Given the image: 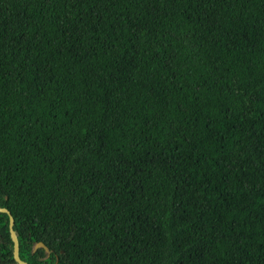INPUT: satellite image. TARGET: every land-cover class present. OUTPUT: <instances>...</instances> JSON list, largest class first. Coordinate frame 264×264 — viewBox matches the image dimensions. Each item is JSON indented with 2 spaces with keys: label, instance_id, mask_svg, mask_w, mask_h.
Here are the masks:
<instances>
[{
  "label": "trees",
  "instance_id": "1",
  "mask_svg": "<svg viewBox=\"0 0 264 264\" xmlns=\"http://www.w3.org/2000/svg\"><path fill=\"white\" fill-rule=\"evenodd\" d=\"M0 206L28 264H264V0H0Z\"/></svg>",
  "mask_w": 264,
  "mask_h": 264
},
{
  "label": "water",
  "instance_id": "2",
  "mask_svg": "<svg viewBox=\"0 0 264 264\" xmlns=\"http://www.w3.org/2000/svg\"><path fill=\"white\" fill-rule=\"evenodd\" d=\"M0 211H4L8 215V231H9L10 239L12 241V258H13V261H11L7 264H14L15 262H17L18 264H28L25 260L21 259L18 255V240H17L16 232L14 231V229L12 227L13 217H12L10 211L4 206H0ZM39 246L43 247L44 251L46 253H48L49 249L42 241L34 242L32 245V250H34L35 248H37Z\"/></svg>",
  "mask_w": 264,
  "mask_h": 264
}]
</instances>
